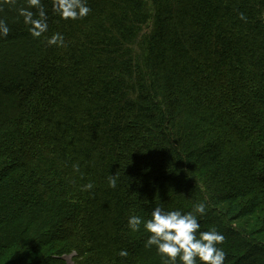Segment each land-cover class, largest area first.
I'll list each match as a JSON object with an SVG mask.
<instances>
[{
	"label": "trees",
	"instance_id": "trees-1",
	"mask_svg": "<svg viewBox=\"0 0 264 264\" xmlns=\"http://www.w3.org/2000/svg\"><path fill=\"white\" fill-rule=\"evenodd\" d=\"M42 6L39 38L0 10V264H162L128 217L201 201L224 264H264V0Z\"/></svg>",
	"mask_w": 264,
	"mask_h": 264
},
{
	"label": "clouds",
	"instance_id": "clouds-1",
	"mask_svg": "<svg viewBox=\"0 0 264 264\" xmlns=\"http://www.w3.org/2000/svg\"><path fill=\"white\" fill-rule=\"evenodd\" d=\"M17 0H0V10L3 5L15 6ZM53 10L64 20H78L86 17L91 9L88 0H52ZM38 9V16L30 9ZM19 16L28 26V31L34 38L41 37L48 31L47 15L42 6V0H27V7L17 9ZM241 13V19H244ZM10 28L4 19H0V37H7ZM48 45L61 47L64 37L61 33H54L47 38ZM79 171L78 166H74ZM115 176L109 177V186L115 188ZM93 188L92 183L84 185V190ZM207 204L203 201L194 204L192 211L173 209L165 211L157 206L152 210L151 218L145 220L140 215L128 217V227L137 232L143 229L149 233L145 247L155 246L161 257L162 264H224L227 253L223 245L225 236L215 227L201 231V224L197 218L204 216ZM120 257L128 256L126 249L119 250Z\"/></svg>",
	"mask_w": 264,
	"mask_h": 264
},
{
	"label": "rangeland",
	"instance_id": "rangeland-1",
	"mask_svg": "<svg viewBox=\"0 0 264 264\" xmlns=\"http://www.w3.org/2000/svg\"><path fill=\"white\" fill-rule=\"evenodd\" d=\"M65 258L67 261L72 262V255H67Z\"/></svg>",
	"mask_w": 264,
	"mask_h": 264
}]
</instances>
